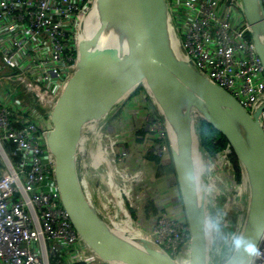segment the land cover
<instances>
[{
  "label": "built area",
  "instance_id": "built-area-1",
  "mask_svg": "<svg viewBox=\"0 0 264 264\" xmlns=\"http://www.w3.org/2000/svg\"><path fill=\"white\" fill-rule=\"evenodd\" d=\"M164 3L173 43L203 75L249 113L255 111L264 102V74L242 1ZM92 11L98 15L97 0H0V264H125L102 259L78 233L61 203L55 159L45 141L51 110L76 69L79 37ZM148 96L153 99L148 86L137 85L87 123L92 152L89 159H77L78 179L85 198L110 227L132 225L126 207L132 203L139 211L136 219H151L138 235L152 239L177 264H187L190 230L179 185L174 172L159 173L172 163L171 136L167 119L165 126L150 110ZM259 121L264 128V108ZM192 136L202 153L196 169L206 175L201 189L209 205L208 242H217L223 234L211 219L221 209L222 223L237 224L238 197L247 180L242 168L236 178L228 144L209 155L197 133ZM221 191L227 194L224 200ZM248 264H264V228Z\"/></svg>",
  "mask_w": 264,
  "mask_h": 264
},
{
  "label": "water",
  "instance_id": "water-1",
  "mask_svg": "<svg viewBox=\"0 0 264 264\" xmlns=\"http://www.w3.org/2000/svg\"><path fill=\"white\" fill-rule=\"evenodd\" d=\"M241 1L264 74V9L260 0ZM97 3L100 34L83 33L79 37L76 69L51 110L50 128L45 132L46 145L55 159L54 177L60 200L70 220L104 260L177 264L149 237L141 236L138 240L141 246L136 248L111 234L112 227L85 198L77 174V146L85 123L100 119L145 80L157 106V94L162 93L179 97L186 107L183 123L177 113L174 116L181 125L179 138L184 163L186 128L189 136L193 132L191 106L224 136L234 152L246 176L248 202L239 236L222 264H248L264 228V128L259 121L264 102L249 113L229 92L193 66L185 49L172 41L164 0H97ZM111 9L117 20L112 18L113 22L105 29ZM172 159L190 230L187 264H210L208 237L201 227L205 223L204 191L193 187V177L189 185L188 172L185 166H178L174 152ZM191 164V171L194 169L199 177L193 161Z\"/></svg>",
  "mask_w": 264,
  "mask_h": 264
},
{
  "label": "rangeland",
  "instance_id": "rangeland-1",
  "mask_svg": "<svg viewBox=\"0 0 264 264\" xmlns=\"http://www.w3.org/2000/svg\"><path fill=\"white\" fill-rule=\"evenodd\" d=\"M97 18H98V15H95V16L91 17L92 23L93 22L95 23V20L97 21ZM89 33H92V32L89 31ZM141 85H146L145 80H141L139 82L138 86H141ZM152 96H153V94H152ZM147 99H148V103L150 105V107H149L150 110L153 111L154 113H159L161 115V117L163 118L164 125L166 126V118H165L166 114L164 112L163 106H161L159 104V102H158V107H157V105L153 102V99L155 100L154 96H153V99L150 96H148ZM118 104L119 103H117V105ZM190 115H191V118L199 117L198 111L195 109V107L191 106ZM87 123H85V125H84L83 132H81V136L79 138V142H78V146H77V151H78V149H80L82 152H87L88 153L87 156H84V157H87L89 159L91 157L92 145H91V140H90V135H89L91 133V131L89 130V128L87 126ZM167 127L169 129V137H170L171 136V132H170V124L169 123H167L166 128ZM168 143H169V138H168ZM170 148H171V150H170ZM168 151H169V155H170L171 160H172V163H171V165H172L173 164V159H172L173 148H172V144H171V146L169 145V150ZM192 151H193V153H191V159H192L193 163L195 162L194 163V164H196L195 166H197V163H196L197 157L198 156L201 157L202 153H201V151H199L197 146L194 145V140H193ZM198 160L201 161V159H198ZM207 163L208 162L206 160V162H205L206 166L208 165ZM202 166H203V164H200L199 168H201ZM172 168H173V166H172ZM199 174H200L201 180H200V178L197 175H195L196 176L195 178L193 177V179L195 181V183L193 182V187L195 189H197V187H202V183L203 182L206 183V181H205L206 180V175L204 173H202L201 170H199ZM81 188H82V191L84 193V189L82 187V183H81ZM233 193L235 194V192H233ZM233 193H231V195H233ZM219 198H220V200H224V199L227 198V194L224 191H221V192H219ZM238 200H239L240 203H244V204L248 202V189L244 190L243 195L239 196ZM129 205H134V204L126 203V207H127L128 211L130 212V214L132 215L131 218L134 221L132 222V225L130 223H128V221L124 222V224L131 225L130 227H132L136 232H138V231H140L139 228H143V226L147 227L146 225L150 224L151 219L143 218L142 221H140L139 219H136L139 211L137 213L136 208L131 207ZM205 207H206V209H209V205L208 204H206ZM246 207H247V205L245 206V208H240L239 209V211H238L239 218L236 220L237 224L234 225V226H230L229 224L226 225V223H222V221L220 219L221 218H225V215L223 214V210H221V209H220V212H219L220 216L218 214L217 217L216 216L212 217L211 222L213 224H217V227H218L219 231H221L223 235H222L221 239L217 240V242L209 241L208 244H207V252H208V258H209L210 264H222L226 260L228 255L230 254V252H231L232 248L234 247V244H235V242H236V240H237V238L239 236L241 227L243 225L245 212H246ZM232 210L236 211L237 208H234ZM218 218H220V219H218ZM232 222H235V219H233ZM139 225H141V227ZM126 234L127 233H125V235ZM208 235H209V237H211V234L208 233V230H207V236Z\"/></svg>",
  "mask_w": 264,
  "mask_h": 264
},
{
  "label": "bare ground",
  "instance_id": "bare-ground-1",
  "mask_svg": "<svg viewBox=\"0 0 264 264\" xmlns=\"http://www.w3.org/2000/svg\"><path fill=\"white\" fill-rule=\"evenodd\" d=\"M112 11V9H111ZM110 13H108L109 17L108 20L106 22L105 25V29L106 27L108 28L109 24L113 22L112 17H113V11ZM93 11L87 15L85 22H84V26H83V32L84 34H88L89 31L92 32L95 35H99L101 28H100V20L97 19V21L95 20V23L91 21V17L93 16ZM94 19V18H93ZM110 22V23H109ZM134 53V51H132ZM156 86H158L157 83H155ZM158 92V91H157ZM159 93V92H158ZM158 95V99H159V103L164 107V112L166 114V118L170 124V132H171V144H172V148H173V152L175 154L176 157V161L178 166H185L187 172H188V182L189 185L191 184V178L192 177H196L194 174V169H190V166L192 167L191 164V158H189V154L192 153V146H193V136L191 137V135L189 136V132L186 128L185 131V135H184V143H185V147H186V158H185V163L183 162L182 159V153H181V148H180V138H179V129H180V124L178 122V120H176L174 118L175 115L178 114V117L182 120L183 123V116L185 111H186V107L184 105H182V102L179 100V97H176L174 95H168V94H162L159 93ZM177 113V114H176ZM185 116V115H184ZM184 123H186L184 121ZM193 168V167H192ZM195 191V190H194ZM195 221V218H194ZM204 222H205V215H204ZM202 229L204 228L206 231V235H207V226L206 224L203 223L201 224ZM131 232L129 233L130 235L128 237H125L123 235H120L121 233H125V231L123 230V228L121 227H114L112 229H110V233L113 234L114 236H116L117 238H120V240H122L123 242L136 247V248H140L141 243L138 241L139 239H141L143 236L142 234L138 235V232H136L133 228H131ZM142 236V237H141ZM133 237V238H130Z\"/></svg>",
  "mask_w": 264,
  "mask_h": 264
},
{
  "label": "trees",
  "instance_id": "trees-1",
  "mask_svg": "<svg viewBox=\"0 0 264 264\" xmlns=\"http://www.w3.org/2000/svg\"><path fill=\"white\" fill-rule=\"evenodd\" d=\"M192 130L197 133L200 138L201 146L203 148H206L209 155H214L216 151L225 147L228 144L224 136L200 116L194 117L192 119ZM213 141H215V143H213ZM87 154V152H82L80 149H78L77 159L80 156H87ZM229 157L235 169V176L238 179L240 177L241 167L231 148L229 151ZM171 170H173L172 165H170L168 168L162 167L161 169H159V173L166 171L170 172ZM147 208L151 209L152 211H155V208L152 203H149L147 205Z\"/></svg>",
  "mask_w": 264,
  "mask_h": 264
},
{
  "label": "crops",
  "instance_id": "crops-1",
  "mask_svg": "<svg viewBox=\"0 0 264 264\" xmlns=\"http://www.w3.org/2000/svg\"><path fill=\"white\" fill-rule=\"evenodd\" d=\"M192 148H193V146H192ZM192 153H193V151H192ZM170 165H168V166H165L166 168H168ZM173 166V165H172ZM162 168V167H161ZM160 168V169H161ZM199 168V167H198ZM199 170V169H198ZM171 173H173L174 172V168H173V170H171L170 171ZM247 205V203H240V207L241 208H245V206ZM124 224V223H123ZM116 227H121V228H123V230L124 231H128V232H131L132 230H131V228L132 227H130L131 225H128V224H124V225H115Z\"/></svg>",
  "mask_w": 264,
  "mask_h": 264
}]
</instances>
